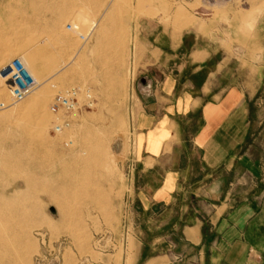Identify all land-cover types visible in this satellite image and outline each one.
I'll return each instance as SVG.
<instances>
[{
    "label": "rangeland",
    "instance_id": "obj_1",
    "mask_svg": "<svg viewBox=\"0 0 264 264\" xmlns=\"http://www.w3.org/2000/svg\"><path fill=\"white\" fill-rule=\"evenodd\" d=\"M182 34L188 49L193 37L209 46L214 82L246 90L250 135L236 170L253 176L236 174L264 183V0H0V67L20 57L39 82L0 109V264L132 263L133 228L148 233L132 202L137 83ZM71 87L82 106L53 113ZM183 198L189 215L202 212Z\"/></svg>",
    "mask_w": 264,
    "mask_h": 264
},
{
    "label": "crops",
    "instance_id": "obj_2",
    "mask_svg": "<svg viewBox=\"0 0 264 264\" xmlns=\"http://www.w3.org/2000/svg\"><path fill=\"white\" fill-rule=\"evenodd\" d=\"M190 40L182 34L169 40L172 52L158 48L160 61L138 79L132 202L148 233L133 228L131 264H264V183L236 174L250 135L247 92L214 82L209 46L193 37L188 49ZM240 172L253 176L252 167ZM185 194L197 197L200 215L182 208Z\"/></svg>",
    "mask_w": 264,
    "mask_h": 264
},
{
    "label": "built area",
    "instance_id": "obj_3",
    "mask_svg": "<svg viewBox=\"0 0 264 264\" xmlns=\"http://www.w3.org/2000/svg\"><path fill=\"white\" fill-rule=\"evenodd\" d=\"M0 79L9 93V101H0V109L6 108L13 103L24 100L39 85L37 79L32 75L24 61L20 57H13L10 61L1 65ZM79 87L65 89L62 93L55 95L50 110L58 113L75 111L82 105L79 101ZM85 104H90V95L87 93ZM69 125L67 121H61L54 126L55 132L62 131L64 126Z\"/></svg>",
    "mask_w": 264,
    "mask_h": 264
},
{
    "label": "bare ground",
    "instance_id": "obj_4",
    "mask_svg": "<svg viewBox=\"0 0 264 264\" xmlns=\"http://www.w3.org/2000/svg\"><path fill=\"white\" fill-rule=\"evenodd\" d=\"M62 132V131H61Z\"/></svg>",
    "mask_w": 264,
    "mask_h": 264
}]
</instances>
